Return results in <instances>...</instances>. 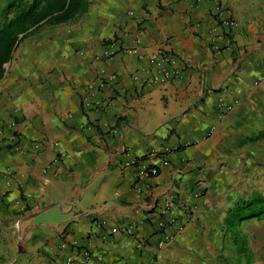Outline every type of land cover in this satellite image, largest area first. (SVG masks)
I'll return each instance as SVG.
<instances>
[{"label": "crops", "instance_id": "crops-1", "mask_svg": "<svg viewBox=\"0 0 264 264\" xmlns=\"http://www.w3.org/2000/svg\"><path fill=\"white\" fill-rule=\"evenodd\" d=\"M85 2L4 65L0 264H264V215L238 220L236 246L224 230L264 194V0ZM158 47L178 75L148 87Z\"/></svg>", "mask_w": 264, "mask_h": 264}, {"label": "trees", "instance_id": "trees-1", "mask_svg": "<svg viewBox=\"0 0 264 264\" xmlns=\"http://www.w3.org/2000/svg\"><path fill=\"white\" fill-rule=\"evenodd\" d=\"M85 0H14L8 7L10 16L0 23V80L4 65L13 55L24 35L47 22L51 26L70 20L85 7ZM264 215V194L240 198L230 207L224 218V230L237 244L235 225L244 217Z\"/></svg>", "mask_w": 264, "mask_h": 264}, {"label": "built area", "instance_id": "built-area-1", "mask_svg": "<svg viewBox=\"0 0 264 264\" xmlns=\"http://www.w3.org/2000/svg\"><path fill=\"white\" fill-rule=\"evenodd\" d=\"M125 52L127 54H137L138 50L136 47L126 48ZM142 70L146 74V77L144 79V85L148 87L166 83L176 78L178 75V71L175 69V67L172 66V58L170 57L168 52L165 51L162 47H158L150 54H148L147 64L142 68ZM102 84L103 83L100 82L99 85L101 86ZM87 88H88V92H90L94 89V85L92 83H89ZM218 107L223 109L224 111H230L233 108V103H227L226 101L220 99L218 101ZM15 124L16 122L13 119L9 120V122L5 124L7 129L11 132L10 139L12 140L16 138V133H14L13 131ZM161 163L164 166H167L169 164V162L166 159H162ZM131 164L132 162H125L124 167L130 166ZM158 172H159V167L156 165H142L137 171V176L152 177V176H156ZM27 196H29V194ZM126 231L131 232L132 231L131 227L126 229ZM167 241H168V237L160 240L157 243V246L159 248H162L165 246ZM87 258L88 256L85 253V259ZM65 263L82 264L81 262L74 260L72 257H67Z\"/></svg>", "mask_w": 264, "mask_h": 264}]
</instances>
